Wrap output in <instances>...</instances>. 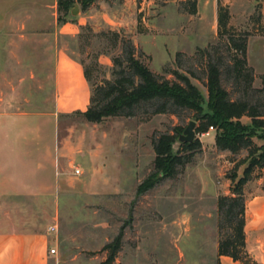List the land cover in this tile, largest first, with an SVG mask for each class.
<instances>
[{"label": "rangeland", "instance_id": "374dc122", "mask_svg": "<svg viewBox=\"0 0 264 264\" xmlns=\"http://www.w3.org/2000/svg\"><path fill=\"white\" fill-rule=\"evenodd\" d=\"M49 1L0 0V142L4 152L26 159L27 176L38 162L48 166L46 158L57 157L56 174L65 185L29 200L11 198L17 207L8 211H16V217L37 231L48 233L50 226H57L50 235L56 249L50 264H104L105 247L121 233L115 264H140L142 241L154 250L156 264H174L178 246L187 264H215L218 198L231 195L243 177L251 162L249 150L220 151L214 128L209 135L197 134L199 148L181 151L182 158L191 161L179 166L178 174L160 176L154 143L164 134L176 135L177 141L176 128H187L192 112L176 116L140 109L133 117L96 124L73 106L58 111L55 87L61 51L90 72L93 88L113 80L120 70L113 59L123 55V40H131L152 72L174 80L165 71L179 70L207 96L208 56L202 51L212 54L219 48L229 62L212 14L214 0H198L194 15L184 0H95L87 7L83 0H64L70 34L59 40L58 49L44 34L52 26V13L45 7ZM236 1L218 2L234 4L237 33L250 35L247 59L254 70L252 89L257 91L263 87L264 16L257 0ZM111 32L120 34L116 44ZM223 85L233 99L245 94L226 74ZM254 141L264 145V140ZM75 168L82 174L76 176ZM148 182L155 185L146 190ZM245 199L247 249L264 264V221L254 216L255 207L264 206V169H254Z\"/></svg>", "mask_w": 264, "mask_h": 264}, {"label": "trees", "instance_id": "16d2710c", "mask_svg": "<svg viewBox=\"0 0 264 264\" xmlns=\"http://www.w3.org/2000/svg\"><path fill=\"white\" fill-rule=\"evenodd\" d=\"M95 0H83L85 7ZM198 0H184L189 5L188 13H197ZM261 7V5L259 4ZM68 4L58 1L59 22L67 23L63 16L67 15ZM229 6L218 3V38L224 43L229 62H224L219 48L208 56L206 64L205 96L188 75L179 70H166L165 73L174 80L159 76L140 59L137 47L131 40H123L125 47L123 55L113 59L116 68L113 80H105L101 85L91 87L90 103L86 111L80 114L91 123L100 124L108 118L133 117L140 109H152L153 114H173L179 116L182 111L193 113L192 120L196 122V133L208 132L210 127L217 129L216 146L220 151L238 154L249 150L251 162L244 170L243 177L231 188V195L218 198V255L230 257L239 264H258L247 249L246 222L247 203L245 186L252 179L255 168L264 169V145L258 146L254 139L264 140V74L263 87L254 91V70L247 59L248 33H237L230 25ZM113 42L119 41L120 34L111 32ZM226 37V39H224ZM233 80L235 85L244 87V95L233 99L223 85V75ZM84 76L91 82V74L85 69ZM254 91L253 99L250 93ZM250 119L243 123V118ZM186 128H176L179 136ZM178 136V138H179ZM176 135L164 134L154 143L156 153L155 165L161 171L160 176L178 174V167L191 161V157L182 158L184 148L195 150L201 146L199 140L191 144H180L175 149ZM144 185V184H143ZM142 185V186H143ZM155 183H147L144 187L150 189ZM123 234L121 233L111 244L105 247L107 261L113 264L122 249Z\"/></svg>", "mask_w": 264, "mask_h": 264}, {"label": "crops", "instance_id": "0c3cea01", "mask_svg": "<svg viewBox=\"0 0 264 264\" xmlns=\"http://www.w3.org/2000/svg\"><path fill=\"white\" fill-rule=\"evenodd\" d=\"M58 1L50 0L45 5L52 13V26L44 34L54 39L56 49L59 48V40L70 34L68 22L60 23L58 20ZM218 1L214 0L212 8L216 23L218 19ZM240 1L242 0H238L236 3ZM257 2L256 5H261L262 15L264 16V0H257ZM226 5L229 6L230 10V25L237 30L234 24V4L226 3ZM72 33H74L73 30ZM57 60L55 74L57 110L67 111L70 106H73L74 109L86 111L90 103L91 86L84 76L83 68L79 63L71 61L67 55L63 54V51L60 52ZM46 161L48 166L38 162L34 174L27 176L24 172L29 169L26 159L23 157L17 158L13 153L4 152V145L0 142V200L1 198L4 199L1 200L2 204H0V264H50L51 258L55 255L50 253L51 249H55L50 235L55 232H49L48 229L47 233L43 230L37 231L27 227L25 220L16 217V211H8L16 210L17 207L16 201L11 200V198L23 197L29 200L31 197H35L38 192L53 193L64 187L65 182L62 178L57 177L55 169L60 160L57 157L53 158L51 154L46 158ZM50 165L51 167H49ZM263 208L264 206L255 207L254 209L255 219L259 222L264 221ZM153 253L154 250H149L142 241V248L139 253L141 257L140 264H156L153 260L155 256ZM186 256L178 246V259L174 264H187ZM214 256L215 264H239L235 263L230 257L219 256L218 243L215 247ZM117 260L113 264L117 263Z\"/></svg>", "mask_w": 264, "mask_h": 264}, {"label": "water", "instance_id": "95a60500", "mask_svg": "<svg viewBox=\"0 0 264 264\" xmlns=\"http://www.w3.org/2000/svg\"><path fill=\"white\" fill-rule=\"evenodd\" d=\"M196 122L191 121L187 128L184 130V132L179 136L178 142L175 144L176 146H179L180 144H191L195 141L197 133H196ZM177 150V149H176Z\"/></svg>", "mask_w": 264, "mask_h": 264}, {"label": "built area", "instance_id": "2783aa9c", "mask_svg": "<svg viewBox=\"0 0 264 264\" xmlns=\"http://www.w3.org/2000/svg\"><path fill=\"white\" fill-rule=\"evenodd\" d=\"M213 130H214V128H213V127H210L209 130H208V132L203 133V136H204L205 134H206V135H209L210 132L213 131ZM74 174H75L76 176H78V175H81L82 172H81V170H80L79 168H75V170H74ZM49 232H57V226L54 225V226L50 227V228H49ZM50 253H51L52 255H53V254H56V249H51V250H50Z\"/></svg>", "mask_w": 264, "mask_h": 264}]
</instances>
